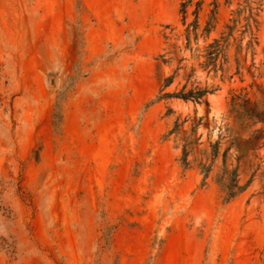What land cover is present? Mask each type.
Listing matches in <instances>:
<instances>
[{"label": "rangeland", "instance_id": "obj_1", "mask_svg": "<svg viewBox=\"0 0 264 264\" xmlns=\"http://www.w3.org/2000/svg\"><path fill=\"white\" fill-rule=\"evenodd\" d=\"M239 93L264 109V0H0V264H264V147L216 182Z\"/></svg>", "mask_w": 264, "mask_h": 264}, {"label": "trees", "instance_id": "obj_2", "mask_svg": "<svg viewBox=\"0 0 264 264\" xmlns=\"http://www.w3.org/2000/svg\"><path fill=\"white\" fill-rule=\"evenodd\" d=\"M185 7V4H182ZM185 13V11H183ZM198 28V20L197 16L194 22L186 27V37L187 40L189 39V33L192 31L194 36H196V30ZM210 24L209 22L206 23V27L204 31L209 32ZM229 34L231 33L232 28L228 27ZM222 51L221 45L218 39H214L211 44L207 46V53H206V64L211 62L214 64L218 54ZM169 83V79L166 80V83ZM207 90L201 88H194L190 89L187 92L181 90L180 92H175L172 94H164L163 96H173L175 98H181L184 100H192L197 102H203L206 106H208V102L202 99ZM229 115L233 118V123L237 129L226 128L229 130V139L228 144L224 148L222 153V172L221 175L218 176L216 182L219 185L222 193H223V200L225 202L234 198L237 194L242 192L253 180L254 174L257 168L251 173L249 179L246 181L244 185L239 184L238 178V167L239 161L248 157L250 154L256 157L255 152L264 147V109L258 108L257 103L252 101L251 98L248 96L247 93H239L231 96L230 103H229ZM257 125H260L256 127ZM221 139V136H219ZM238 140H241L245 143L242 149L238 146ZM220 142L217 141L216 144L213 146L214 151L212 153V157H215L218 152ZM189 142H185L182 147V163L183 165H187L186 157H187V147ZM235 146L236 150L239 151V155H235L234 158L236 160V166L228 169L226 166V157L229 154L230 148ZM248 164L251 161L247 160ZM211 165L208 166H201L202 171L207 174Z\"/></svg>", "mask_w": 264, "mask_h": 264}]
</instances>
